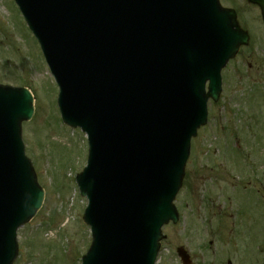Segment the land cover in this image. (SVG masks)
Returning <instances> with one entry per match:
<instances>
[{
	"label": "water",
	"instance_id": "obj_1",
	"mask_svg": "<svg viewBox=\"0 0 264 264\" xmlns=\"http://www.w3.org/2000/svg\"><path fill=\"white\" fill-rule=\"evenodd\" d=\"M212 1L199 0L184 26L154 25L152 0H17L60 87L63 122L88 136L76 178L92 232L82 264H154L161 226L177 222L190 138L246 44ZM32 113L27 90L0 86V264L12 263L16 229L43 200L20 136Z\"/></svg>",
	"mask_w": 264,
	"mask_h": 264
},
{
	"label": "rangeland",
	"instance_id": "obj_2",
	"mask_svg": "<svg viewBox=\"0 0 264 264\" xmlns=\"http://www.w3.org/2000/svg\"><path fill=\"white\" fill-rule=\"evenodd\" d=\"M253 29L255 38L223 71L220 99L208 101V122L192 140L174 200L180 221L163 227L157 264H180L178 247L192 264H264V43L261 24ZM0 85L34 96L35 114L22 135L46 193L18 231L12 264H80L90 235L74 179L86 161L85 136L62 124L57 87L12 0H0Z\"/></svg>",
	"mask_w": 264,
	"mask_h": 264
},
{
	"label": "flooded vegetation",
	"instance_id": "obj_3",
	"mask_svg": "<svg viewBox=\"0 0 264 264\" xmlns=\"http://www.w3.org/2000/svg\"><path fill=\"white\" fill-rule=\"evenodd\" d=\"M222 7L232 10L236 16V21L240 28L248 33L250 40L254 36L253 25L262 28L264 38V23L262 21L261 12L257 6L249 4L248 0H219ZM252 8V10H249ZM253 34V36L251 35ZM243 50V49H242Z\"/></svg>",
	"mask_w": 264,
	"mask_h": 264
}]
</instances>
